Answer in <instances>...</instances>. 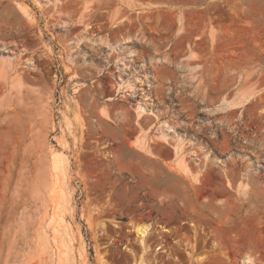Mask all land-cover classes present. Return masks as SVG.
I'll list each match as a JSON object with an SVG mask.
<instances>
[{
	"label": "rangeland",
	"instance_id": "1",
	"mask_svg": "<svg viewBox=\"0 0 264 264\" xmlns=\"http://www.w3.org/2000/svg\"><path fill=\"white\" fill-rule=\"evenodd\" d=\"M0 264H264V0H0Z\"/></svg>",
	"mask_w": 264,
	"mask_h": 264
},
{
	"label": "crops",
	"instance_id": "2",
	"mask_svg": "<svg viewBox=\"0 0 264 264\" xmlns=\"http://www.w3.org/2000/svg\"><path fill=\"white\" fill-rule=\"evenodd\" d=\"M183 164V165H182ZM189 166H188V163L185 161V162H183V163H181L180 165H179V168L182 170V171H187V168H188Z\"/></svg>",
	"mask_w": 264,
	"mask_h": 264
},
{
	"label": "bare ground",
	"instance_id": "3",
	"mask_svg": "<svg viewBox=\"0 0 264 264\" xmlns=\"http://www.w3.org/2000/svg\"><path fill=\"white\" fill-rule=\"evenodd\" d=\"M55 160H56V159H55ZM58 161H59V160H58ZM58 161H57V162H58ZM58 163H59V162H58ZM56 165H57V164H56ZM56 165H54V166H56ZM182 165H183V164H182ZM57 166H59V165H57ZM50 224H51V223H50ZM142 235H143V233H142Z\"/></svg>",
	"mask_w": 264,
	"mask_h": 264
},
{
	"label": "trees",
	"instance_id": "4",
	"mask_svg": "<svg viewBox=\"0 0 264 264\" xmlns=\"http://www.w3.org/2000/svg\"><path fill=\"white\" fill-rule=\"evenodd\" d=\"M91 254L93 255V251H92V249H91Z\"/></svg>",
	"mask_w": 264,
	"mask_h": 264
}]
</instances>
